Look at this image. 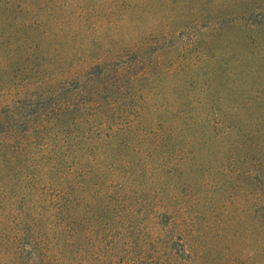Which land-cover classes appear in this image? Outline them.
Returning <instances> with one entry per match:
<instances>
[{"label": "rangeland", "instance_id": "obj_1", "mask_svg": "<svg viewBox=\"0 0 264 264\" xmlns=\"http://www.w3.org/2000/svg\"><path fill=\"white\" fill-rule=\"evenodd\" d=\"M11 3V10L4 12L0 8V107L9 104L22 83L28 79L36 81L34 70L29 75L20 74V67L29 63L22 52L30 54V62L38 57L32 64L34 67H30L48 66L49 72L66 76L70 83L66 72L100 60L121 58V64L129 62L134 57L129 49L144 44L148 68L133 90L134 102H130L133 109L127 111L131 118L127 121L115 117L108 134H122L128 129L125 135L130 138H123L119 146L133 149L141 160L150 148L175 147L169 154L175 164L165 166L167 171L181 169V182L185 185L180 190L176 180L165 183L169 175L160 178L159 171L154 170L138 180L141 185L124 186L139 190L152 187L175 200L177 207L186 208L195 225L188 227L183 239L200 242L202 251L197 242V255H192L203 264H264V208H255L245 200V187L232 173L236 165L234 160L231 162V154L222 164L218 162L214 145L218 131L206 126L171 128L168 124L139 123L141 116L148 114L205 115L207 121L215 113H231L240 118L262 115L264 28H246L234 19L242 17L243 23L250 22L264 0H27L25 4L13 0ZM245 8L253 14L247 15ZM204 16H224L225 21L221 19L219 29L205 30L195 23V18ZM188 19L182 29L179 22ZM21 55L25 60L22 64ZM134 119L136 123L128 128ZM222 147L223 152L229 149L227 144ZM118 174V180L124 181L127 178L121 177L132 175ZM93 186L98 188L96 184ZM82 191L88 198L89 190L82 188ZM94 210L85 201L81 214L90 216L92 224L83 223L80 229L82 260H91L94 253L96 258L104 259L109 254L125 256L136 250L131 247L134 241L139 246L146 245L149 238L142 235V229L150 225L147 220L142 219L136 225L137 216L121 219L117 209L112 208H106L105 218L100 220L95 218ZM128 222L140 228L135 234L138 237H124L135 231ZM110 242L118 245L117 252L109 250ZM149 246L161 249L158 242ZM135 253L142 255L139 251Z\"/></svg>", "mask_w": 264, "mask_h": 264}, {"label": "trees", "instance_id": "obj_2", "mask_svg": "<svg viewBox=\"0 0 264 264\" xmlns=\"http://www.w3.org/2000/svg\"><path fill=\"white\" fill-rule=\"evenodd\" d=\"M12 1L0 0V8L11 10ZM261 5L250 22L243 23L242 17L234 20L246 28H264V3ZM245 10L247 15L253 14L248 8ZM223 18L197 17L195 23L203 25L205 30L219 29L218 23L225 21ZM179 23L184 29L189 19ZM145 47L137 44L129 49L134 56L129 62L121 64V58L100 60L66 72L72 84L66 76L49 72L48 66L37 64L32 68L38 57L30 62V54L22 52L29 63L20 67V74L29 75L34 70L36 81L28 79L29 82L22 83L9 104L0 107V264H203L192 255H197V242L202 251L200 242L183 239L188 227L195 225L186 208L177 207L175 200L152 187L140 190L125 187L141 185L139 179L158 170L160 178L169 175L165 183L176 180L181 190L185 185L181 182L182 170L175 167L167 171L165 166L173 163L169 154L175 147L150 148L141 160L133 149L119 146L123 138H130L125 135L128 129L122 134H108L115 117L127 121L131 118L127 111L133 109L134 104H130L134 102L133 90L148 68ZM22 57L21 64L25 61ZM149 115L136 116H141L140 124H168L171 128L206 126L217 130L214 145L218 162L231 154V162L234 160L236 165L232 173L245 187V200L255 208H264V113L255 114L257 117L242 115V118L231 113H215L209 121L205 115ZM135 123L134 119L128 128ZM225 144L229 149L223 152ZM127 172L132 175L121 177L127 178L125 181L118 180V173ZM82 188L89 190L88 198L83 196ZM85 201L94 207L95 218L100 220L105 218L106 208L117 209L121 219L140 217H136V225L142 219L147 220L150 225L142 229V235L149 238L146 245L139 246L137 241L131 245L142 255L129 251L125 256L109 254L104 259L96 258L94 253L91 260H82L80 229L83 223L92 224L90 216L81 214ZM262 224L263 221L260 228ZM128 225L135 231L124 237H138L135 234L140 228L131 222ZM154 242L161 249H151L149 245ZM110 244L109 250L117 252L118 245Z\"/></svg>", "mask_w": 264, "mask_h": 264}]
</instances>
